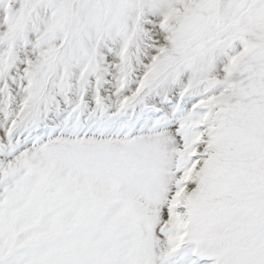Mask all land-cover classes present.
<instances>
[{"label":"snow or ice","instance_id":"6c2138e0","mask_svg":"<svg viewBox=\"0 0 264 264\" xmlns=\"http://www.w3.org/2000/svg\"><path fill=\"white\" fill-rule=\"evenodd\" d=\"M0 264H264V0H0Z\"/></svg>","mask_w":264,"mask_h":264}]
</instances>
